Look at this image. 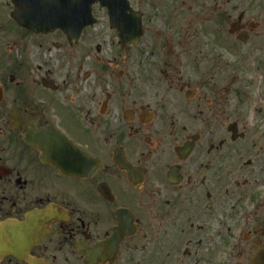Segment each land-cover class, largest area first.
Returning a JSON list of instances; mask_svg holds the SVG:
<instances>
[{"label": "flooded vegetation", "instance_id": "af4514ba", "mask_svg": "<svg viewBox=\"0 0 264 264\" xmlns=\"http://www.w3.org/2000/svg\"><path fill=\"white\" fill-rule=\"evenodd\" d=\"M191 8L133 52L0 21V264H264V0Z\"/></svg>", "mask_w": 264, "mask_h": 264}, {"label": "water", "instance_id": "95a60500", "mask_svg": "<svg viewBox=\"0 0 264 264\" xmlns=\"http://www.w3.org/2000/svg\"><path fill=\"white\" fill-rule=\"evenodd\" d=\"M14 4L12 17L20 25L35 32L61 29L71 40L80 34L82 28L96 20L91 15V5L98 2L105 7L109 20L113 23L122 46L136 44L142 34L141 16L133 11L128 0H11ZM0 230L11 241L13 251L23 236L18 223H4ZM20 237V238H19Z\"/></svg>", "mask_w": 264, "mask_h": 264}, {"label": "rangeland", "instance_id": "374dc122", "mask_svg": "<svg viewBox=\"0 0 264 264\" xmlns=\"http://www.w3.org/2000/svg\"><path fill=\"white\" fill-rule=\"evenodd\" d=\"M131 6L142 13L143 15V28L144 35L141 38V43L135 49L128 50L126 52H133L136 50L141 51L143 48L144 40L147 36H150L151 32L162 31L165 35L163 43L166 45L165 37L169 36L176 29L178 24L191 17V0H130ZM12 10V4L10 0H0V21H10L9 14ZM95 15L101 20H106L105 13L103 11H94ZM198 26V25H196ZM159 29V30H158ZM82 36L86 39L82 40L80 44H85L89 52L110 51L112 32L107 24H98L91 29H85L82 32ZM167 38V37H166ZM176 40L174 39V42ZM145 44V43H144ZM78 51L77 49H74ZM121 51L117 33L114 31V52Z\"/></svg>", "mask_w": 264, "mask_h": 264}]
</instances>
